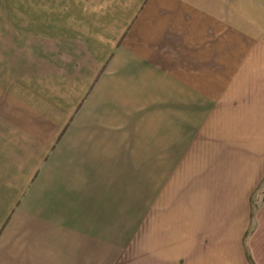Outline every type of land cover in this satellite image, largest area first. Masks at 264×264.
<instances>
[{"label":"crops","instance_id":"crops-1","mask_svg":"<svg viewBox=\"0 0 264 264\" xmlns=\"http://www.w3.org/2000/svg\"><path fill=\"white\" fill-rule=\"evenodd\" d=\"M1 26L0 264H264V0Z\"/></svg>","mask_w":264,"mask_h":264},{"label":"rangeland","instance_id":"rangeland-1","mask_svg":"<svg viewBox=\"0 0 264 264\" xmlns=\"http://www.w3.org/2000/svg\"><path fill=\"white\" fill-rule=\"evenodd\" d=\"M91 1L93 0H0V27L3 24H10L16 29H23L24 25L26 28L29 25L32 29V38L39 37L41 33H50L51 27L54 33V26L62 17L72 13L73 10L78 12ZM8 9H14L15 13L8 15ZM15 34L19 35L22 32L16 31ZM17 58L23 61V56H17ZM263 195L264 186L258 198Z\"/></svg>","mask_w":264,"mask_h":264}]
</instances>
